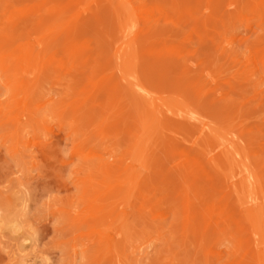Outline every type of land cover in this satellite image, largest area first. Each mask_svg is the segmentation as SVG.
Here are the masks:
<instances>
[{"label": "rangeland", "instance_id": "obj_1", "mask_svg": "<svg viewBox=\"0 0 264 264\" xmlns=\"http://www.w3.org/2000/svg\"><path fill=\"white\" fill-rule=\"evenodd\" d=\"M37 244L264 264V0H0V249Z\"/></svg>", "mask_w": 264, "mask_h": 264}, {"label": "clouds", "instance_id": "obj_2", "mask_svg": "<svg viewBox=\"0 0 264 264\" xmlns=\"http://www.w3.org/2000/svg\"><path fill=\"white\" fill-rule=\"evenodd\" d=\"M41 139L46 144L49 145L51 142V137L49 134L42 132L41 133ZM74 138L66 139V142L63 147L60 148V153L65 160H70L69 158L72 157V143ZM78 162H73L69 165V170L67 172V175L63 177L64 180H67L72 173V170L77 166ZM59 217H55L53 225H58ZM46 249V248H45ZM0 252H3L4 254H7L9 256L8 264H28L29 257L35 256L36 259L39 261V264H52L51 258L44 253V249L41 251V248L39 245H36V251L33 252L30 248H24V252L28 253L26 256H21L18 253H6L3 251V249H0ZM61 253V252H60ZM83 261V258H81ZM35 264V262H33ZM59 264H63L62 260V253L59 258Z\"/></svg>", "mask_w": 264, "mask_h": 264}, {"label": "bare ground", "instance_id": "obj_3", "mask_svg": "<svg viewBox=\"0 0 264 264\" xmlns=\"http://www.w3.org/2000/svg\"><path fill=\"white\" fill-rule=\"evenodd\" d=\"M135 8V7H134ZM127 14V13H126ZM95 24V23H94ZM79 27V26H78ZM57 31V30H56ZM56 33V32H55ZM35 59V58H34ZM135 78V77H134ZM134 78H133V80H134ZM138 79V78H137ZM136 82H138V81H136ZM135 82V83H136ZM133 83V82H132ZM139 84V83H138ZM133 86H135V84H128V87H129V90L131 91V89L133 88ZM137 86V85H136ZM141 88V87H140ZM142 89V88H141ZM143 90V89H142ZM136 91V90H135ZM145 91V90H144ZM148 91V90H147ZM138 92V91H137ZM145 93V92H144ZM136 94H138V93H136ZM136 94H134V96L136 97H134L133 95H131V101H132V103H134V105L136 106L137 104H140V106L142 107V110H144L145 108H146V106L148 105V101H149V99H147V98H150L149 96L146 98L145 96H139V95H136ZM146 94H149V93H147L146 92ZM152 98V97H151ZM153 100V99H152ZM150 102H151V100H150ZM137 103V104H136ZM152 103V102H151ZM154 105V104H153ZM152 106V105H151ZM138 107V106H137ZM137 107H135L136 108V110H137ZM151 108V107H150ZM138 109L140 110V107H138ZM141 110V111H142ZM149 112V111H148ZM142 114H144V113H142L141 112V115ZM149 114V113H148ZM139 115V114H138ZM144 116V115H143ZM133 188V187H132ZM143 207V206H142ZM146 211V210H145ZM142 213V212H141Z\"/></svg>", "mask_w": 264, "mask_h": 264}]
</instances>
